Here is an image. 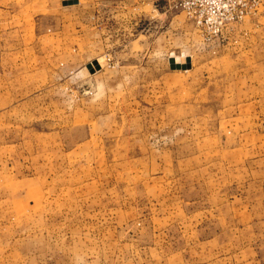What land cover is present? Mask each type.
Masks as SVG:
<instances>
[{
  "label": "rangeland",
  "instance_id": "1",
  "mask_svg": "<svg viewBox=\"0 0 264 264\" xmlns=\"http://www.w3.org/2000/svg\"><path fill=\"white\" fill-rule=\"evenodd\" d=\"M0 264H264V13L0 0Z\"/></svg>",
  "mask_w": 264,
  "mask_h": 264
},
{
  "label": "built area",
  "instance_id": "2",
  "mask_svg": "<svg viewBox=\"0 0 264 264\" xmlns=\"http://www.w3.org/2000/svg\"><path fill=\"white\" fill-rule=\"evenodd\" d=\"M183 11L205 40L217 37L250 15L264 13L263 0H167Z\"/></svg>",
  "mask_w": 264,
  "mask_h": 264
},
{
  "label": "water",
  "instance_id": "3",
  "mask_svg": "<svg viewBox=\"0 0 264 264\" xmlns=\"http://www.w3.org/2000/svg\"><path fill=\"white\" fill-rule=\"evenodd\" d=\"M170 63H171V67L172 68H185L186 66L185 65H180V64H178L177 62H175V60L173 59V60H170ZM96 64V63H95ZM96 67H98V65H96ZM91 71H93V70H91Z\"/></svg>",
  "mask_w": 264,
  "mask_h": 264
}]
</instances>
